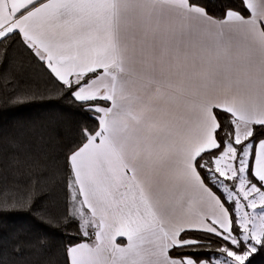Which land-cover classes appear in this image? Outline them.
Masks as SVG:
<instances>
[{"label":"snow or ice","instance_id":"obj_1","mask_svg":"<svg viewBox=\"0 0 264 264\" xmlns=\"http://www.w3.org/2000/svg\"><path fill=\"white\" fill-rule=\"evenodd\" d=\"M17 50L50 86L7 101L0 264H264V0H0Z\"/></svg>","mask_w":264,"mask_h":264},{"label":"trees","instance_id":"obj_2","mask_svg":"<svg viewBox=\"0 0 264 264\" xmlns=\"http://www.w3.org/2000/svg\"><path fill=\"white\" fill-rule=\"evenodd\" d=\"M235 0H209L210 7H215L223 3H232ZM5 73L10 76V83L7 89L4 88L2 80H0V126L5 121H12L15 118L26 117L36 112L40 103L24 104L13 106L7 104L8 99L18 91L26 88H45L50 86L46 74L42 70L39 63L35 60H29L28 56L22 50H17L12 56L10 62L0 63V77ZM68 117L57 125L49 128L50 138L47 140L43 150L49 156L55 157L57 160H62L64 152L67 148L78 139L79 128L82 124L88 123L91 125L93 121H87L86 118L72 109H68ZM2 149V145H0ZM3 152L0 150V160H2ZM7 176V180L5 179ZM13 176L11 173H5L3 164L0 163V189L6 185L10 188L12 186ZM58 200L62 204L63 192L57 190ZM18 219V218H16ZM4 232V228L0 226V235ZM56 239H63V233H58ZM27 256V254H26ZM4 258L3 245L0 244V259ZM11 259V257H9ZM29 259H36L35 257H27ZM39 259H47V257H40Z\"/></svg>","mask_w":264,"mask_h":264},{"label":"crops","instance_id":"obj_3","mask_svg":"<svg viewBox=\"0 0 264 264\" xmlns=\"http://www.w3.org/2000/svg\"><path fill=\"white\" fill-rule=\"evenodd\" d=\"M120 239H122V238H118V241H119ZM125 243H126V239H125Z\"/></svg>","mask_w":264,"mask_h":264}]
</instances>
